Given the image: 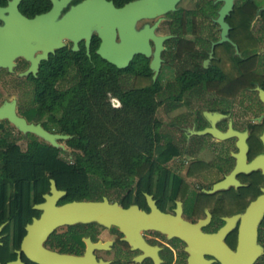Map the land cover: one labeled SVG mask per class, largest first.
Wrapping results in <instances>:
<instances>
[{
  "label": "flooded vegetation",
  "instance_id": "1",
  "mask_svg": "<svg viewBox=\"0 0 264 264\" xmlns=\"http://www.w3.org/2000/svg\"><path fill=\"white\" fill-rule=\"evenodd\" d=\"M12 1L0 0V210H16L23 216L29 210L26 231L28 224L41 217L37 206L52 195L54 179L49 180L47 191L37 185L27 191L20 178L38 176L39 160H52V156L37 155V146L54 147L23 132L12 118L53 135L71 136L62 129L65 108L56 95L65 105L76 66L85 63L86 57L91 63L104 60L98 54L103 40L96 30L89 42L85 34L77 35L75 41L52 33L47 45L54 46V51L47 59H39L44 55L40 46L45 45L40 44V35H49L46 29L53 32L71 8L87 0H69L56 19L46 20L54 0H22L18 12L3 11ZM105 1L118 10L144 2L131 12L132 18L142 17L129 28L128 45L147 41L152 56L136 55L128 68L140 71L148 66L154 80L151 63L158 38L161 68L154 82L161 83L160 93L173 83H179L181 90H170L175 106L162 112L172 118L162 121L159 117L162 170L149 172L145 180L135 178L127 188L108 189L94 200L82 201L107 198L124 209L138 207L152 225L166 231L147 228L126 235L115 225L78 224L57 229L45 247L82 257L90 240L96 259L108 264H246L253 257L252 264H264V0ZM151 6L166 11L150 17L146 12ZM58 38L60 47L54 45ZM121 43L116 29L115 44ZM55 66L63 67V73L56 76ZM127 74L135 82V72ZM183 81L209 82L212 88H185ZM247 82L251 85L246 86ZM231 83L238 85L231 90ZM157 95L160 109L165 102ZM71 138L58 140L66 148L58 155L61 161L75 158L68 145ZM57 189L65 192L58 206L78 201H70L68 191L58 185ZM3 231L0 247L6 237ZM22 241L14 250L16 255ZM22 261L36 264L25 255Z\"/></svg>",
  "mask_w": 264,
  "mask_h": 264
},
{
  "label": "trees",
  "instance_id": "2",
  "mask_svg": "<svg viewBox=\"0 0 264 264\" xmlns=\"http://www.w3.org/2000/svg\"><path fill=\"white\" fill-rule=\"evenodd\" d=\"M100 62L91 63L86 57L85 63L76 66L77 74L65 105L63 98L56 95V101L60 99V106L65 108L61 126L72 136L68 145L74 160L61 161L60 150L37 146V155L53 158L39 160L38 176L20 178L26 182L27 191L36 185L47 191L49 180L54 179L60 189L68 191L70 201L94 200L108 189L127 188L135 178L145 180L149 172L162 170L161 123L157 116L161 103L156 99L162 91L161 83L154 82L148 66L140 71L133 67L120 70L104 60ZM63 69L55 66L54 74H62ZM130 72H135L136 80L131 90L124 91L120 77ZM182 84L185 88L192 85L212 88L209 82ZM229 85L232 90L238 84ZM219 87L223 90V85ZM113 100H118L120 106L116 107ZM174 155L170 154L167 160ZM29 214V210L24 216L16 210L5 213L0 210V225L10 220L3 231L4 245L0 247L2 263L16 259L14 250L19 249L26 233Z\"/></svg>",
  "mask_w": 264,
  "mask_h": 264
},
{
  "label": "water",
  "instance_id": "3",
  "mask_svg": "<svg viewBox=\"0 0 264 264\" xmlns=\"http://www.w3.org/2000/svg\"><path fill=\"white\" fill-rule=\"evenodd\" d=\"M21 1L22 0H13L9 7L3 11L18 12ZM68 1L69 0H54L55 6L52 13L44 17V19H56L59 12L66 6ZM143 4L144 2L140 1L134 5H129L118 10L105 0H87L83 4L71 8L63 20L55 26L53 32L51 29H49V31L46 29L49 35H40L39 42L40 44L45 43V45L41 44L40 46L44 51V55L39 59H47L48 53L54 51V46L47 45L51 44V40L48 39V36H51L52 33L58 37L63 35L69 36L75 41H77V35L85 34L89 42L90 34L93 30H96L103 40L98 50L99 56L120 70H126L136 55L151 57L152 50L147 41L133 47L128 45L130 42L127 37L128 30L135 25L139 17H142V15L136 14V16L132 18L131 12L133 10H138ZM1 11L0 9V12ZM164 11L166 10L161 7L153 8V6H151L147 10L149 14L146 12V15L154 17ZM52 14L54 15L52 16ZM28 24L33 25L35 23L34 21H29ZM116 29L119 30L122 39V43L118 46L115 44ZM41 31L42 30H40V32ZM156 41L158 48L151 63V69L154 72V80L157 79L161 68V48L158 43L160 39L156 38ZM54 45L57 47L62 46L60 38L56 40ZM47 46L49 47L47 48ZM75 50H77V48H75ZM12 121L23 132L35 134L58 150H66L63 145L59 144L58 140L71 138V136L50 134L41 127L27 126L24 121L15 118H12ZM51 192L52 195L45 196L46 202L37 206V209L42 211L41 217L38 219L35 218L32 223L26 226V236L22 241L20 250L17 251V260L6 264H24L22 255H25L29 261L36 264H108L102 260L98 261L96 259L93 254L95 245L92 246L90 240H88L89 250L82 257L59 254L48 250L45 247L46 241L57 229L64 226L98 223L104 227L111 228L115 225L126 235H130L133 231L138 232L147 228H156L166 231L162 226L152 225L138 207L124 209L117 203L111 204L107 198L102 202L74 201L58 206L57 200L64 195L65 192H61L57 189L55 180H51ZM5 226L6 224L0 226V234ZM1 238L0 235V239ZM96 247L103 248L101 245H97ZM254 260V257L248 258L246 264H252ZM0 264H3L1 260Z\"/></svg>",
  "mask_w": 264,
  "mask_h": 264
},
{
  "label": "rangeland",
  "instance_id": "4",
  "mask_svg": "<svg viewBox=\"0 0 264 264\" xmlns=\"http://www.w3.org/2000/svg\"><path fill=\"white\" fill-rule=\"evenodd\" d=\"M132 74H124L121 78H120V84L122 86V88L124 89V91H129L133 88V85H134V79H133V75L131 76ZM170 90L173 92V93H178L180 90H181V86L179 85V83H173L171 85H169V87L166 89L165 92L163 93H160L157 95V98L159 101H163L165 103H163V106L162 108L159 109V112H158V118L160 117L162 121H169L168 118H172L171 115H164L162 114V112L164 113L166 111V109H170L172 108L173 106H175V104H173V97L170 96ZM172 99V100H171ZM115 101V102H114ZM118 101L116 100H113V103L114 105H119V102L117 104ZM167 118V119H166ZM166 119V120H165ZM113 193V196L116 197V192L117 191H112Z\"/></svg>",
  "mask_w": 264,
  "mask_h": 264
},
{
  "label": "built area",
  "instance_id": "5",
  "mask_svg": "<svg viewBox=\"0 0 264 264\" xmlns=\"http://www.w3.org/2000/svg\"><path fill=\"white\" fill-rule=\"evenodd\" d=\"M116 101H118V100H116ZM115 102V101H114ZM117 104H118V102H117Z\"/></svg>",
  "mask_w": 264,
  "mask_h": 264
}]
</instances>
